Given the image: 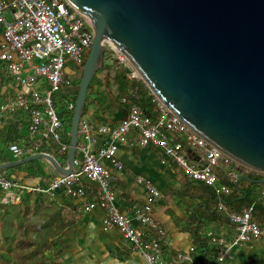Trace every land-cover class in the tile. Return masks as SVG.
<instances>
[{
  "label": "water",
  "instance_id": "water-1",
  "mask_svg": "<svg viewBox=\"0 0 264 264\" xmlns=\"http://www.w3.org/2000/svg\"><path fill=\"white\" fill-rule=\"evenodd\" d=\"M92 28L74 85L65 164L46 152L0 162V170L45 159L72 170L78 124L94 76L126 62L166 108L230 159L234 184L264 183V0H66ZM115 53H117L115 55ZM131 77V76H129ZM97 88L100 84H93ZM106 90L105 87H103ZM130 98V95H126ZM247 171L260 176L251 177Z\"/></svg>",
  "mask_w": 264,
  "mask_h": 264
},
{
  "label": "crops",
  "instance_id": "crops-1",
  "mask_svg": "<svg viewBox=\"0 0 264 264\" xmlns=\"http://www.w3.org/2000/svg\"><path fill=\"white\" fill-rule=\"evenodd\" d=\"M3 40L0 26V51ZM29 72L25 71V73ZM115 73L109 72L110 78H106L107 75L104 73L99 74L100 77L105 78L106 84L104 86L100 84V86L105 87L106 90L99 86L97 88L95 85L90 88L91 90L96 88L97 91L93 96L95 99H90L93 118L82 116L91 121L96 128L100 125L117 126L126 116L130 106L137 103L135 99L139 94L133 89H130L122 98L117 96V90L114 88L117 85L112 80ZM13 75L8 68V62L0 60V105L17 91L28 92L31 88L40 87L45 81L43 77H40L38 82L26 85L16 82ZM126 75L129 77L130 74ZM72 84L73 82L70 81L69 86L63 87L55 94H62V90L71 89ZM70 92L72 95L69 96L68 104L72 102L74 95V91ZM126 95H130V98ZM160 108L156 100L155 105L147 107L149 112L145 111V113L154 119ZM56 110L64 121L60 140L69 143L71 115L67 120L64 117L65 110L59 111L57 107ZM16 111L24 121H27L28 114L23 107H17ZM9 116L12 115H3L0 132L11 130L9 125H13L16 126L15 131L18 134L16 143L20 145L21 136L26 134L34 141L33 134H29L25 129L27 122L22 130L21 125L14 122L17 118L8 121ZM67 121H69L68 124ZM95 136L97 138L95 149L103 147L110 139L109 136L97 130H95ZM79 139H81L80 134ZM42 142L35 150L52 154L60 164H65L66 153L58 151V144L54 140L47 139ZM201 154L200 149L195 146H189L186 150V155L191 162L203 164L204 159ZM12 156L13 159L8 161L19 159L13 154ZM99 161L110 172L115 190V205L122 213L132 217L137 208L145 204L150 206L149 213L161 230L158 239H160L159 243L164 251L163 258L167 264L180 254L188 256L173 264L261 263L264 255V240H252L246 244L235 245L223 261L217 260L218 247L221 246L217 239L228 240L234 234L233 225L227 213L236 209H231L225 204L224 208H219L218 204L225 194L218 195L212 186L188 178L176 161L159 146L153 144L143 146L136 139V133L131 132L127 135L126 143L118 144L111 159L100 157ZM230 167L236 175H239L236 165L231 164ZM217 172L220 174L216 184L223 183V172L221 170ZM54 174L45 159H37L31 165L14 168L11 175H8L21 185L37 186L40 189L15 187L12 189L14 198L0 205V230L4 227L5 215H7L5 217L8 221L6 225L8 230L15 228L12 236L15 240L6 236L5 244L15 245L17 243L13 241H19V245H28L30 242L36 245V240L39 238L37 230L34 232L35 236L30 234V231L35 228L32 225L23 224V221L27 220V217L38 219L41 213L39 218L41 224L38 223V219L36 229L39 227L46 234L50 232L45 238L44 246L45 251H49L52 256L54 264H148L143 254L123 238L117 226L105 225L107 209L97 201L93 181L81 175L86 193L73 197L68 195L62 187L54 191L45 190ZM138 177L141 179L138 180ZM148 184L155 186L160 192V197L154 201H149L147 198ZM238 185L243 188L246 183L238 182ZM230 191L231 189L228 193ZM233 206L236 208L235 205ZM41 207L45 209V213L37 211L38 209L41 211ZM254 216L261 217L259 212H256ZM13 217H17V224H10ZM132 223L144 232L145 239L157 236L145 224L135 220H132ZM7 239H9L8 242ZM4 243L2 242L1 245ZM8 253L12 254V252Z\"/></svg>",
  "mask_w": 264,
  "mask_h": 264
},
{
  "label": "built area",
  "instance_id": "built-area-1",
  "mask_svg": "<svg viewBox=\"0 0 264 264\" xmlns=\"http://www.w3.org/2000/svg\"><path fill=\"white\" fill-rule=\"evenodd\" d=\"M0 26L4 38L0 60L8 62L15 81L32 85L40 77L45 80L40 87L31 88L28 92L17 91L0 105V128L6 111L13 112L17 107H23L28 114L27 128L35 137L33 143L26 147H21L16 142L10 143L9 151L21 158L30 155L43 140L52 139L58 144V151L66 153L68 143L60 140L64 121L56 110L53 96L63 87L69 86L70 81L66 77L67 63L70 62L73 68L82 65L83 56L91 44V26L78 16L66 0H0ZM116 57L119 62H126L122 54H117ZM132 75L133 72L130 73L131 77ZM156 100L161 108L154 119L138 104H132L126 116L115 127L100 125L96 128L82 116L78 124L81 139L76 144L72 170L67 174H55L45 190L54 191L62 187L70 196H81L86 193L81 175L87 176L95 183L97 201L107 209L105 225L117 226L123 238L143 254L148 264H167L158 239L161 230L149 213L150 206L145 204L137 208L132 217L122 213L115 205V190L110 172L100 163L99 158L111 159L118 144L126 143L127 135L135 132L141 145L159 146L176 161L188 178L212 186L218 195L228 193L230 186L226 183L216 184L219 178L217 171L221 170L230 182L235 181L237 175L230 167L233 165L230 159L190 130L181 119L157 98ZM72 108L73 103L70 102L68 109ZM95 130L110 137L98 149L94 148L97 142ZM189 146L200 149L203 164L189 161L186 155ZM15 187L40 189L37 186L21 185L2 171L0 204L14 198L12 189ZM146 195L149 201H154L160 197V192L155 186L148 184ZM262 200L264 201V191ZM218 207L224 208V203L219 202ZM227 216L233 225L234 234L228 240L217 239L221 245L218 247V261H223L235 245L264 240V216L260 220L255 218L252 205L239 212L229 211ZM132 220L145 224L157 236L145 239L144 232L134 226ZM187 256L180 254L169 263L173 264Z\"/></svg>",
  "mask_w": 264,
  "mask_h": 264
},
{
  "label": "trees",
  "instance_id": "trees-1",
  "mask_svg": "<svg viewBox=\"0 0 264 264\" xmlns=\"http://www.w3.org/2000/svg\"><path fill=\"white\" fill-rule=\"evenodd\" d=\"M84 56H83V60H84ZM81 66H78V68H81ZM72 68H73V65H72ZM75 81L77 82V80ZM104 82L105 81L103 80V82L101 83L99 78L94 76L93 80L91 81V86L95 83L104 85ZM71 89H73L74 91V95L72 97V100L74 101L75 96H76V90L74 89V86ZM130 89H133L137 94H139L138 98L135 99V101H137L136 104H139L144 109V111L148 113L149 111L147 107H150L152 104L155 105L156 103V98L154 97V95L150 92V90L146 87V85L137 76H134L131 78L128 77V75L126 74L124 78L120 76L118 83H117V88H116L117 94H118L117 96L119 98L124 97L125 94L130 91ZM9 114L12 116H9L10 119H8V121H13V119L17 118L14 122L18 123L17 125H21L20 129L23 130V128H25L23 125H25L26 122H28V119L27 121L26 120L24 121V119L21 118L20 114L16 111V109L13 112H10ZM23 122L24 124H20ZM25 126H26L25 128L26 131H28V133L30 134L27 128V124ZM9 128L11 130H7L6 132H2V131L0 132V143H1L0 162L13 159L11 157L12 153L9 151L8 146L10 143H13L16 141L17 139L16 136H18V134H16V131H15L16 126L9 125ZM21 137H22L21 139L22 143L20 144L21 146L25 147L33 143V140L28 137V134H26V136L23 135ZM36 160H31V161L22 163L20 165H16L13 167V169L16 167H20L22 165H31ZM0 172H2V170H0ZM243 172H245L243 169L238 171L239 174ZM247 173L253 178H257L260 176L259 174L252 172V171H247ZM222 180H223V183L228 184L231 189L230 193L222 196V202L225 204V206H230L231 209L232 208L236 209L234 210L235 212H239L243 208H246L249 205H252L253 215L256 214V212H259V214L261 215L260 218H257L254 216L255 218L260 220L264 216V201L262 200V192L264 191V183H255V182L243 179L240 182L246 183V186H243V188H241L239 187L238 184L235 185L234 181L230 182L226 177H222ZM2 204L3 203H1L0 205ZM233 205H235L236 208H234ZM17 244H15L16 248L13 245L5 244V243L3 245H0V264H2V260L4 261L5 257L12 258L9 261H7L5 264H54V260L52 256L48 255L47 252L45 251V246L41 247V250H39L35 247V244L33 242L28 243V245H19V244L17 245ZM8 252L14 253V257L11 256L12 254L9 255ZM259 264H264V255L262 256L261 263Z\"/></svg>",
  "mask_w": 264,
  "mask_h": 264
},
{
  "label": "rangeland",
  "instance_id": "rangeland-1",
  "mask_svg": "<svg viewBox=\"0 0 264 264\" xmlns=\"http://www.w3.org/2000/svg\"><path fill=\"white\" fill-rule=\"evenodd\" d=\"M117 53H115V55H116ZM86 56V55H85ZM85 56H84V58H85ZM70 69H72V65L70 64V63H67V68H66V73H68L69 71H70ZM70 91H73V89H68V90H66V89H64V90H62V94L61 93H59V94H55V96H54V99H55V102H56V107H57V109H59V111H62V109L63 110H65V112H64V117L67 119V120H69V116L72 114V109H70V110H68V99H69V96H71L72 94H71V92ZM95 94H93L92 92H88V94H87V99H86V106H85V110H84V113H83V116H85V117H87V118H89V119H91V118H93V113H92V110L90 109V99H95V97H93ZM70 100V99H69ZM71 101H73V100H71ZM73 103H74V101H73ZM5 114L8 116L9 115V111H6L5 112ZM68 122L69 121H67V124H68ZM69 144V143H68ZM0 146H1V143H0ZM39 150H34L30 155H32V154H34V153H36V152H38ZM40 152H43V151H40ZM67 152V151H66ZM6 154H8V153H6ZM10 156V155H9ZM27 156V155H26ZM11 157H13L12 155H11ZM22 158V157H21ZM14 160H16V159H14ZM14 167V166H13ZM13 167H9V168H5V169H3L2 171L3 172H5V173H7V175H11V173H12V171H13ZM55 174H57V173H55ZM54 174V175H55ZM53 175V176H54ZM38 212H43V213H45V209L43 208V207H41V211L38 209L37 210ZM8 214V213H7ZM5 216H7V215H5ZM4 216V227H3V229H1L0 230V245H1V243L3 242L4 243V238L6 237V236H10V237H12L13 236V233H14V231H15V228H13V229H11V230H8V226H6V225H8V221H7V217H5ZM27 217V216H26ZM40 217H41V213H40ZM39 217V218H40ZM38 218V219H39ZM37 218L36 219H34V218H29V217H27V220H25V221H23L24 223L23 224H26V225H32V227H34L35 229H33L32 231H30V234H32V235H34L35 236V234H34V232L37 230V233H38V239L36 240L37 241V243H36V245H35V247L37 248V249H39V250H41V247H43L44 246V242H45V238H46V236L50 233V232H48L47 234H46V232L45 231H42L39 227H38V229H36V221L38 220ZM38 223L39 224H41V219H39L38 220ZM10 224H17V217H13V218H11V223ZM53 229H55V228H53ZM47 231H49V230H47ZM51 231V230H50ZM13 238V237H12ZM14 239V238H13ZM15 240V239H14ZM9 241V239H7V242ZM13 243H19V241H13ZM15 248H16V246L15 245H13ZM47 254L48 255H50V253H49V251H47ZM9 255H11V254H9ZM12 256L14 257V253H12ZM10 259H12V258H10V257H5V259H4V261L2 260V264H5L7 261H9Z\"/></svg>",
  "mask_w": 264,
  "mask_h": 264
},
{
  "label": "flooded vegetation",
  "instance_id": "flooded-vegetation-1",
  "mask_svg": "<svg viewBox=\"0 0 264 264\" xmlns=\"http://www.w3.org/2000/svg\"><path fill=\"white\" fill-rule=\"evenodd\" d=\"M106 65L107 64L105 63L103 69L99 70V72L106 74L107 75L106 78H110L108 76L109 72H111V71L116 72L115 75H113L114 79H112L114 82H116V85L118 83V80H119V77L120 76H122L124 78L125 77V74H130L131 73V72H129V73L125 72L124 71V65L125 64L119 65L118 64V61H117V63L115 65L109 64L108 69L111 70V71H107L106 72V67H105ZM123 72H124V74H123ZM79 74H80V71H79V68L78 67H76V68L74 67V68L70 69V71L68 73H66V77L69 79V81H72L73 82L72 87L77 84V82L75 80H77V78L79 77ZM104 84H106V83L104 82ZM114 88L116 90L117 87H114Z\"/></svg>",
  "mask_w": 264,
  "mask_h": 264
}]
</instances>
